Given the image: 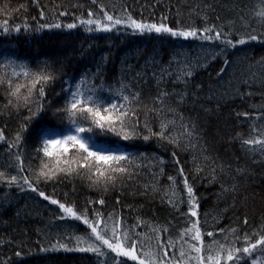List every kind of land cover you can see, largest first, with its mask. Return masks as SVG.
Returning <instances> with one entry per match:
<instances>
[{"label":"snow or ice","instance_id":"snow-or-ice-1","mask_svg":"<svg viewBox=\"0 0 264 264\" xmlns=\"http://www.w3.org/2000/svg\"><path fill=\"white\" fill-rule=\"evenodd\" d=\"M31 6L39 8L40 22L36 26L29 27L27 17L23 29L19 23L3 19L0 20V35L11 37L13 33L72 30L79 26L90 35L115 33L194 41L199 49L193 56L190 51H184L191 45L181 44V51L174 52L166 64L154 54L130 79L124 78L122 70L120 80L114 84L105 83L101 75L108 62L107 54L101 57L102 63L97 65L95 72L86 71L78 79L63 75V65L61 74L49 70L51 63L47 59L38 61L42 66L40 71H33L23 60L18 63L6 57L0 61V94L4 97L0 102V116L11 117L13 113L23 116L20 131L12 140L0 129V142L7 144L6 151L13 161L8 168L15 169L14 172L0 170V185L15 186L21 192L30 191L59 210L54 213L57 220L77 222L67 226L62 240L58 239L50 248L41 247L40 251L83 254L81 259L88 260L89 264L93 257L95 264H264V227L247 230L249 221L245 217L244 227L205 229L194 184L195 179L203 175L209 184L220 185L218 198L231 195L235 201L241 191L239 178L251 176L247 166L237 163L233 168L209 151L198 109L210 114L219 108L226 96L239 95L244 99L253 94L252 88L257 84L264 89V70L253 71L255 66L249 64L247 73L237 76L233 71L226 81L227 87L219 88L205 89L194 77L222 59L215 71V83L221 85L225 76H229V69L237 63L230 57L236 54L239 46L257 41L264 43V0H259L249 10L250 16H240L245 29L242 32L235 29V21L210 24L207 11L211 5L202 8L197 4L190 12V15L201 17L203 26H172L167 15H162L159 21L146 20L142 14L137 18L126 6H121L120 13L116 14L115 6L110 12L109 5L101 0H91L86 16L71 11L83 8L80 3L52 4L51 22L45 10L47 6L41 5L39 0H31ZM29 7L28 3H21L16 9H7L5 5L0 8V14L11 17L13 12L23 10L27 13ZM68 15L74 17V22L63 23L58 19ZM257 63L264 69V58ZM122 64L127 65L128 72L132 71L133 66L127 60ZM209 77L211 84V73ZM58 79L60 90L55 91ZM213 102L216 108L212 107ZM49 113L55 123L40 126L32 136L35 153L32 160L39 161L33 166L32 161L25 159L23 145L27 141L23 133L29 132L34 122L43 120ZM235 114L238 119L252 118L248 111ZM233 139L240 143L241 150L253 164H264V106L257 110L248 136L238 134ZM141 140L145 143L156 141L159 147L171 153L180 179L177 175L167 176L169 184L161 202L187 217L176 237H172L167 226L148 223L139 217L135 224H127L115 211L105 214L102 209L107 201L103 196L90 199L89 206L80 208L67 199L61 201L54 194H47L46 186H55L69 178L86 181L90 190L107 193L117 187L123 189L125 181L139 177L147 169L152 180L143 185L141 194L156 195L160 191L158 177L165 175V161L157 154L133 150L135 142ZM181 151L192 154L191 179L180 159ZM228 180L232 183H227ZM185 203L186 213L183 211ZM97 204L100 209L96 208ZM142 227L150 231H138ZM21 255V251L15 252V256Z\"/></svg>","mask_w":264,"mask_h":264},{"label":"trees","instance_id":"trees-1","mask_svg":"<svg viewBox=\"0 0 264 264\" xmlns=\"http://www.w3.org/2000/svg\"><path fill=\"white\" fill-rule=\"evenodd\" d=\"M101 2L109 5L110 12L115 6V12L119 14L121 6H126L137 18H140L142 14L146 20L159 21L162 15H167L172 26L177 24L203 26L204 21L201 17L195 14L190 15V12L197 4L202 8L211 5V9L207 11L210 24H228L229 21H235V29L242 32L245 29L242 28L240 16L244 15L246 18L250 16L249 10L257 5L259 0H101ZM21 3L30 5L27 13L21 10L18 13L13 12L11 17L0 14V20L11 19L13 24L19 23L23 29L25 17H27L29 27L36 26L40 22L38 20L39 8L31 6V0H0V8L7 5V9H16ZM39 3L47 6L45 10L49 15V22L53 19L52 4L80 3L83 8L71 11L84 16H86L88 8L91 7V0H39ZM31 17L37 19L32 20ZM58 19L63 23L74 22L72 15L58 17ZM253 26L258 27L255 24ZM185 43L191 45V48L186 47L184 51H190L193 56L199 51L195 47L197 42H183L166 36L141 37L115 33H93L90 35L79 26L72 30L45 29L38 33H13L11 37L0 35V61L5 60L6 57L13 58L18 63L23 60L29 64L33 71H40L42 66L38 64V61L47 59L51 63L49 70L61 74V65H63V75L78 79L86 71L95 72L97 65L102 63L101 57L107 54L108 62L103 67L101 75L105 83L114 84L120 80L122 70L124 78L130 79L154 54L157 59H162L166 64L174 52L181 51L179 46ZM82 52L86 54L81 55ZM244 57L248 59H244ZM262 58H264V43L249 42L239 46L236 54L230 57L232 60H237V63L229 69V76H225L221 85L215 83V71L218 65L222 64V59L213 63L207 71L199 72L194 80L196 83H202L205 89L227 87L226 81L233 71L237 76L241 72L247 73L249 64L255 66L253 71L264 70L257 63ZM124 60L133 66L131 72L127 71V65L122 64ZM209 73L212 74L211 84ZM60 83L61 81L58 79L54 86L55 91L60 90ZM96 83L99 84L100 81L97 80ZM152 84L154 85V81ZM252 93L251 96H245L244 99H241L239 95L226 96L220 101L219 108L210 114L198 109L199 121L205 129V139L208 142L209 151L218 156L225 164H232L233 168L239 163L241 167L247 166L251 171L249 178H239L241 191L237 194L235 201L231 195L227 198H218L220 185L209 184L203 175L195 179L194 184L200 204L199 213L202 226L205 229L224 228L227 230L235 226L244 227L245 217L249 221L247 230L264 227V164H253L241 150L240 143L233 139L238 134L248 136L257 110L264 106V89L257 84L252 88ZM49 95L51 96V93ZM3 101L4 97L0 94V102ZM212 107L216 108L215 102ZM237 111H248L252 113V118L240 117L238 119L235 114ZM49 117L50 113L43 120L34 122L30 126L29 132L23 133L27 141L23 145L26 149L25 159L32 161L33 166L38 165V160H32V154H35L32 136L40 126L55 123ZM22 122L23 116H17L15 113L11 117L3 115L0 116V129L4 130L8 140H12L20 131ZM135 144L136 148L133 150L139 149L150 154H157L165 161V175L158 177L160 191L156 195L141 194L144 191L143 185L152 180L147 169H144L139 177L125 181L123 189L117 187L115 191L107 193L90 190L86 181L79 179L72 181L70 178L55 186L49 184L45 190L47 194H54L61 201L67 199L69 203H75L80 208L89 206L90 199L103 196L107 201L102 209L105 214L115 211L117 215L124 217L127 224H135L139 217L148 223L167 226L171 230L172 237H176L185 226L187 217H182L168 204L161 202L163 191L169 184L167 176L169 174L177 175V178L180 179L172 163L171 153L159 147L156 141L145 143L141 140ZM165 147L169 148L170 146L166 145ZM6 149L7 144L0 142V170L14 172L15 169L8 168V165L13 161ZM180 159L185 172L191 179L193 169L191 152L181 151ZM208 171L206 169V172ZM227 183L231 184L232 181L228 180ZM179 187L182 190V183ZM245 196L247 200H245ZM117 199L120 200L119 204L116 203ZM0 204H2L0 206V264H89L88 260L81 259L83 254L65 253L62 250L40 251L41 247L50 248L58 239L62 240L63 233L68 230L67 226L77 223L71 220H57L54 213L59 210L55 206L41 200L30 191L21 192L15 186L8 188L6 185H0ZM96 208L100 209L101 206L97 204ZM187 210L185 203L183 211L186 213ZM205 214H207L206 217ZM138 231L149 232L150 229L142 227ZM16 251H21L22 255L15 256ZM92 264H95V257L92 258Z\"/></svg>","mask_w":264,"mask_h":264},{"label":"rangeland","instance_id":"rangeland-1","mask_svg":"<svg viewBox=\"0 0 264 264\" xmlns=\"http://www.w3.org/2000/svg\"><path fill=\"white\" fill-rule=\"evenodd\" d=\"M32 156H33V154H32ZM37 164H39V161L37 162Z\"/></svg>","mask_w":264,"mask_h":264},{"label":"bare ground","instance_id":"bare-ground-1","mask_svg":"<svg viewBox=\"0 0 264 264\" xmlns=\"http://www.w3.org/2000/svg\"><path fill=\"white\" fill-rule=\"evenodd\" d=\"M47 117V116H46Z\"/></svg>","mask_w":264,"mask_h":264}]
</instances>
